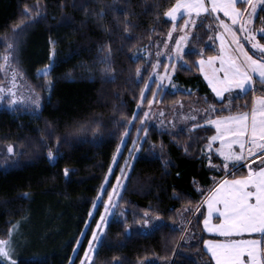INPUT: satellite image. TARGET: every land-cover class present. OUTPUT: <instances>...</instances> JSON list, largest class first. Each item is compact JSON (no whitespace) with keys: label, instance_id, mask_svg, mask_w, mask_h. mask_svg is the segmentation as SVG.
Wrapping results in <instances>:
<instances>
[{"label":"trees","instance_id":"16d2710c","mask_svg":"<svg viewBox=\"0 0 264 264\" xmlns=\"http://www.w3.org/2000/svg\"><path fill=\"white\" fill-rule=\"evenodd\" d=\"M175 2L0 0V86L13 84L15 71L13 88L26 85L40 98L39 108L0 100V239L25 222L38 218L40 224L36 246L17 264H80L108 194L117 177L124 176L93 264H209L203 241L218 238L203 231V207L181 232L200 199L227 171L207 149L214 130L205 120L230 113L206 111L223 105L195 67L201 51L204 59L218 55L219 29L208 14L191 15L195 26L187 28L189 15L168 21L164 12ZM26 8L35 22L16 35L13 29L29 19ZM263 23L258 12L251 28L261 43ZM184 28L191 33L178 64L186 66L177 65L174 88L151 103L154 86L141 93L157 49L170 32ZM253 87L256 91L233 100L231 112L248 110L242 106L250 108L253 96L264 94L261 82ZM195 100L203 105V114L180 121L179 103ZM153 104L157 111L151 120ZM107 178L100 204L89 217ZM144 212L163 226L139 227Z\"/></svg>","mask_w":264,"mask_h":264},{"label":"snow or ice","instance_id":"6c2138e0","mask_svg":"<svg viewBox=\"0 0 264 264\" xmlns=\"http://www.w3.org/2000/svg\"><path fill=\"white\" fill-rule=\"evenodd\" d=\"M257 2L264 4V0H257ZM257 2L254 0H208L206 3L205 0H176L164 12V16L176 20L177 14L181 13V10H185L190 17V19L185 20L184 27L186 28L190 24L195 26V21L191 19L192 13L199 16L201 13L222 12L224 17L230 19L231 24L225 23L224 20H219V23L223 28V33L231 35L229 46L234 45L232 53H227L224 46L225 35L222 34L220 36L221 54L208 56L205 60L203 51H201L199 53L201 58L195 62L199 71L204 73V78L211 86L215 97L220 98L218 102L223 105L220 109L213 106L206 111L227 110L230 113L227 116H217L215 119L205 120V124L215 126V134L208 138V147L211 148L213 143L219 142V147L215 151L217 157L222 158L220 166L225 170L229 168L230 163L233 168L243 166L241 162L249 158L261 161L260 166L248 167L245 175L231 180L215 181L214 187L209 189L204 200L207 205V215H205L203 224L207 232L216 233L221 237L220 239L203 241L207 252L210 253L209 264L213 261L214 264H264V94L254 95L250 108L247 104L242 106L248 110L231 112V108L234 106L232 102L237 96L256 91L253 85L257 78L264 84V43L256 39L254 29L247 27L251 21L244 19L246 12L249 17L254 15ZM238 4L250 6L251 11L249 12L247 7H238ZM24 15L28 16L29 19L13 29L16 35L22 33L30 23L35 22L29 9H25ZM217 19L219 18L217 17ZM238 22L239 28L234 29L233 26L237 25ZM260 31H264V29ZM238 32L246 33V35L241 37L237 34ZM188 35L185 33L179 39H175V47L173 53L170 54V59L183 61L186 54L184 44L187 42ZM169 37L172 38L171 32ZM209 39L212 38L209 37ZM242 40L250 44L251 50L245 47ZM8 48L13 49V45L9 44ZM10 56L11 52L3 57L5 63L9 61ZM158 64L159 61L157 65H153V68L155 69ZM206 64L210 69V74L205 69ZM185 66L186 62L181 64V67ZM170 67L175 71L176 64L172 63ZM2 68L4 65H0V69ZM136 74L139 77L141 69L138 68ZM15 80L16 73L13 71V86ZM234 90H239L235 96L233 95ZM261 91L264 92V89ZM4 92L7 93V96H0V100L8 98L10 105L26 102V98L18 96L13 87L5 89L0 86V93ZM141 95L143 96V93ZM27 102L36 108L40 107L39 97H28ZM196 127L197 125L193 124V128ZM144 131L146 137L147 130ZM59 142L58 139L57 146ZM8 152H13L12 146H9ZM48 156L53 158V152L49 151ZM113 159L115 160V157ZM209 163L211 164V160ZM67 174L68 169H65V175L67 176ZM119 186L120 178L117 177V186L113 188L112 193L108 194L105 214H101L100 219L96 222V228L91 231L88 248L84 252L81 264H93L94 255L110 223L109 216L117 206L112 197L113 195L119 196L117 191ZM186 211H192V209H186ZM214 214L219 221L218 223H212ZM158 219V217H151L148 212H144L143 223L139 227L144 229L162 227V223L157 225ZM14 230L9 231L7 239H0V264H4L5 261L7 264H17L12 255L14 251L12 232ZM77 243L79 244V241ZM74 251L76 250L74 249Z\"/></svg>","mask_w":264,"mask_h":264},{"label":"rangeland","instance_id":"374dc122","mask_svg":"<svg viewBox=\"0 0 264 264\" xmlns=\"http://www.w3.org/2000/svg\"><path fill=\"white\" fill-rule=\"evenodd\" d=\"M205 1L208 2V0H205ZM254 2H257V0H254ZM261 6H262V4L257 2L256 11H255L254 15H252L251 17L248 16L247 12L244 13V19L251 21L249 24H247V27L251 28L252 23H253V19L258 14L259 8ZM246 7L248 8V11L250 12L251 11L250 6H246ZM207 14L212 17L215 25L219 29V31L216 34V36L221 34V33H223V28L220 25L219 20H224V18L221 15L216 14V13H211V14L207 13ZM184 16H187V15H182V17H184ZM217 17L219 19H217ZM225 20L228 22L227 18ZM226 21H225V23H226ZM237 26L239 28V23L237 25H235L233 28L235 29ZM173 33H174V35H173ZM173 33H171L172 38H170L169 36L167 38H165L161 42L159 48L157 49L155 65H157L158 61H159V64H158L157 67H155V69L153 68V70H152L151 74L149 75L147 81L145 82V85H144V88H143V95H145L147 92H149L150 87L154 86L153 95H152L153 97L151 98V103L152 102H154V103L160 102V100H161L162 96L164 95L165 91L167 89H173L174 88V84L172 83V77H173L174 72L176 71V69H175V71H173L172 68L170 67V65L172 63H175L176 67H177V65H181V64H178L179 62H181V60L170 59V54L173 53V50H174V47H175V39H179V37L181 35H184L185 33H188L190 35L191 30H187L186 28H184L178 33L177 32H173ZM240 34L241 35L243 34V36L246 35V33H243V32H240ZM215 41H216V37H215ZM216 45H217V43H216ZM217 48H218V45H217ZM184 50L186 52V50H187V42L184 44ZM218 54H219V48H218ZM161 62H165L163 67H161V65H160ZM43 71H45V70H43ZM256 81L260 82L258 78L256 79ZM17 84L19 85V83H17ZM146 85H147V87H146ZM19 86H20V88H18L17 90H15L13 88V90L16 92V94L18 96L25 97L26 98V102L25 103H17V105L20 104V105H24V106L35 107V106L31 105L29 102H27V98L28 97L35 98L36 96L31 91L28 92V89L25 88L26 85H24L25 87L22 84H20ZM3 87L5 89H7L8 87H13V84H10V82L7 81V83ZM237 92L238 91L233 92V94H236ZM194 98L196 99V96ZM196 101L197 100H195L193 102L179 103V107L180 108H179V111H178V118H179L180 121L186 122V121H189V120H194V119H197L198 117H200L203 114V107H202L203 105L202 104H198ZM10 106H13V105H10ZM151 106L152 107H151V109L149 111V119L152 120L154 118V115H156L157 109H156V106L154 104L151 105ZM171 119H173V118L171 117ZM210 126L215 128L214 125H210ZM208 144H209V142H208ZM208 148L209 147L207 146V149ZM118 153H119V151H118ZM125 177L126 176H124L120 180V186L117 189L118 192L121 189L122 184L125 181ZM108 181H109V179L107 178L106 181L104 182V186L101 189V192L99 193V195L97 197V200L95 201V203H94V205H93V207L91 209V212H90L91 215H89V217H92L95 214V212H96V210H97V208H98V206L100 204V200H101L102 194L104 192V189H105ZM116 186H117V183L114 184L113 188L116 187ZM113 188H112V192H113ZM208 193H209V189L204 194V196L200 199V201L198 202L197 206L194 208V210L192 212L194 214V216L197 213V209L199 210L201 207H203L204 200L206 199V196L208 195ZM116 198H117V196L113 195V197H112L113 202H115ZM101 214H105V206H104ZM101 214H100V216H101ZM112 214H113V210H112ZM112 214L109 216V219L112 217ZM100 216H99L98 220L100 219ZM190 221H191V215H190ZM190 221H189V223H190ZM188 226H189V224H188ZM188 226H186L185 231L187 230ZM39 227H40V224L38 222V218H36L35 220L33 219L32 221H29L28 223L25 222L24 226H22L21 228H18V226H17V228H15V230L12 232V239L14 240V243L12 245L14 251H13L12 255H13L14 259L17 260L18 258H20V256H22V257L25 256V254H26L25 251L27 249L36 246V243L34 242L33 239L35 238L36 232H37ZM95 228H96V226H95ZM87 248H88V244H87L86 249ZM83 257H84V254H83L82 258ZM4 263L7 264L6 261ZM80 264H81V260H80Z\"/></svg>","mask_w":264,"mask_h":264},{"label":"crops","instance_id":"0c3cea01","mask_svg":"<svg viewBox=\"0 0 264 264\" xmlns=\"http://www.w3.org/2000/svg\"><path fill=\"white\" fill-rule=\"evenodd\" d=\"M205 2H206V1H205ZM206 3H207V2H206ZM244 6L246 7L247 5H244ZM204 14H207V13H201L200 15H204ZM216 14L221 15V16L224 18V20L226 19V17L223 16V13H222V12H220V13H216ZM182 15H188V14L185 12V10H181V13L177 14L176 20H172L170 17H166V16H165V18H166L168 21H170V22H172V23H175V22H177L178 20H180V19L182 18ZM192 15H196V14H195V13H192ZM227 19H228V18H227ZM225 21H226V20H225ZM226 23L231 24V22H230L229 19H228V22L226 21ZM238 23H239V22H238ZM238 23H237V24H238ZM233 27H234V26H233ZM222 34H224V33H221V34H219V35L216 36V43H217L218 48H219V54H218V55L221 54V52H220V45H221V39H220V36H221ZM173 35H174V33H173ZM224 35H225V38H224V46H225V49L227 50V53H228V54H231V53H232V48L234 47V45L229 46V41H230V39H231V35H230V34H224ZM206 60H207V59H206ZM217 63H218V62H217ZM195 67H196V69H197V71H198V74L200 75L201 79L203 80L204 84L206 85L207 89H208V90L210 91V93L213 95V97L215 98V100H216V101H219L220 98L215 97V94H214V93L212 92V90H211V86L209 85L208 81L204 78V73H202L201 71H199V69H198L196 63H195ZM205 69H206L207 71H209V74H210V69L208 68L207 64L205 65ZM236 91H239V90H234L233 92H236ZM207 125H208V124H207ZM208 126H210V125H208ZM210 127L213 128L212 126H210ZM213 130H214V133H213V135H214V134H215V128H213ZM218 147H219V142L217 141V142L213 143V144L211 145V148H208V150H209V151H213V152L216 154V151H215V150H216V148H218ZM219 159L221 160L222 158H219ZM260 165H261V161H258V162H256V163L252 164L250 167H252V166H260ZM231 167H232V166H231V163H230L229 168L227 169V171H228ZM238 177H239V176H238ZM238 177L236 176V177H231V178H227V179L231 180V179H233V178H238ZM212 187H214V184L211 186V188H212ZM203 215H204V217H203V221H204L205 215H207V205H206L205 203H203ZM203 221H202V228H203L204 233H205L207 236H210V237H213V238H218V239H220L221 237H219L218 234L207 232V230L204 228ZM218 222H219V221L216 219V216H215V214H214L213 217H212V223H218ZM257 238H259V237L257 236ZM203 249H204L205 253L210 257V253L207 252L206 247L204 246V244H203ZM213 264H214V261H213Z\"/></svg>","mask_w":264,"mask_h":264},{"label":"built area","instance_id":"2783aa9c","mask_svg":"<svg viewBox=\"0 0 264 264\" xmlns=\"http://www.w3.org/2000/svg\"><path fill=\"white\" fill-rule=\"evenodd\" d=\"M258 160H259V159H252V158H249V159H247V160H245V161H242L241 164H242L243 166H237V167H235V168H232L229 172H227L224 176H222V177L219 179V181H220V180H223V179L230 178V177L233 176L235 173H237V172H239V171H241V170H246V171H247L248 167H249L252 163H254V162L258 161ZM249 161H251V162H249Z\"/></svg>","mask_w":264,"mask_h":264},{"label":"flooded vegetation","instance_id":"af4514ba","mask_svg":"<svg viewBox=\"0 0 264 264\" xmlns=\"http://www.w3.org/2000/svg\"><path fill=\"white\" fill-rule=\"evenodd\" d=\"M259 13H261V19L264 22V4H262V6L259 8ZM261 29H264V23L262 25V27L259 29V32L262 33L264 31H260Z\"/></svg>","mask_w":264,"mask_h":264},{"label":"water","instance_id":"95a60500","mask_svg":"<svg viewBox=\"0 0 264 264\" xmlns=\"http://www.w3.org/2000/svg\"><path fill=\"white\" fill-rule=\"evenodd\" d=\"M189 221H190V218H189L188 222L185 224V226H184V228H183V230H182V232H181V236L184 234V232H185V228H186V226H188ZM181 236H180V238H181Z\"/></svg>","mask_w":264,"mask_h":264}]
</instances>
